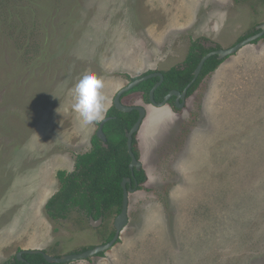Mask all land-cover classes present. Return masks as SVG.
Returning a JSON list of instances; mask_svg holds the SVG:
<instances>
[{"label": "rangeland", "instance_id": "rangeland-1", "mask_svg": "<svg viewBox=\"0 0 264 264\" xmlns=\"http://www.w3.org/2000/svg\"><path fill=\"white\" fill-rule=\"evenodd\" d=\"M263 23L264 0H0V264L27 247L58 258L111 237L114 213L97 227L76 212L46 217L56 173L90 150L131 79L181 66L196 39L228 49ZM84 71L107 97L89 126L71 109ZM122 104L146 111L135 138L145 189L129 194L110 250L69 264L111 253L112 264H264V38L222 60L182 109L139 94Z\"/></svg>", "mask_w": 264, "mask_h": 264}, {"label": "trees", "instance_id": "trees-1", "mask_svg": "<svg viewBox=\"0 0 264 264\" xmlns=\"http://www.w3.org/2000/svg\"><path fill=\"white\" fill-rule=\"evenodd\" d=\"M254 33H256L255 30L240 38L238 42ZM217 49L218 47L204 48L199 39L194 40L190 44L188 54L181 66L161 72L164 80L154 92V102H162L165 96L172 90L182 92L193 79V72L200 60L209 52ZM221 63L222 61H219L215 56L205 62L198 78L188 89L186 99L195 93L200 82L213 73ZM149 73L151 72H147L140 77ZM134 79L137 78H133L131 81ZM157 82L158 78H153L140 83L121 96V103L123 99L129 97L131 94H139L144 102L150 104L149 92ZM168 104H171L176 110L174 98L170 99ZM105 118H109L103 125L106 142L103 143L94 135L90 141V150L75 157L72 172L58 171L56 173L59 188L44 205V214L50 221L54 223L65 222L73 212L80 213L86 219H93L95 221L100 217L106 218L113 213L117 216L122 206L123 191L121 182L125 178L132 179L133 188L136 182V191L145 189L143 184L146 181V174L143 169L133 171L132 178V172L129 170L130 157L127 152L125 137V133L136 123L138 113L136 111L121 113L112 105ZM135 138L136 134L133 136L132 151L136 159H139ZM113 236L114 231L111 237L107 238L104 243L109 242ZM102 254L100 253L97 256H101ZM2 264L50 263H47L41 255L24 254L22 261H18L14 255Z\"/></svg>", "mask_w": 264, "mask_h": 264}, {"label": "water", "instance_id": "water-1", "mask_svg": "<svg viewBox=\"0 0 264 264\" xmlns=\"http://www.w3.org/2000/svg\"><path fill=\"white\" fill-rule=\"evenodd\" d=\"M256 33L253 35L243 39L242 41L238 42L234 46L228 49H217L212 52H209L206 54L198 63L197 67L195 68L193 72V79L191 82L184 88L182 92H179L177 90H172L170 91L165 98L163 99L162 102L156 103L154 102L153 95L154 92L157 90V88L163 83L164 77L160 72H155V73H149L145 76L139 77L137 79H134L132 82H130L127 86L122 88L117 92L113 99V106L115 109L121 113H131L133 111H136L138 113V118L136 123L133 125V127L125 133L126 137V145H127V152L130 157V163H129V170L132 172V178H133V171H139L142 168L141 163L136 159L133 151H132V142H133V136L138 132V129L146 115V111L142 107L138 106H124L121 103V96L124 93L129 92L132 90L134 87L139 85L142 82H145L147 80L153 79V78H158V82L153 86V88L149 92V100H150V105L154 107H163L168 102L170 99L174 98V106L176 109H182L185 104V100L187 97V92L188 89L192 86V84L196 81L198 78L199 74L201 73V70L205 64V62L210 59L211 57H217L219 61H222L235 53H237L241 48L244 46L251 44L252 42L259 40L264 36V23L257 26L255 28ZM109 120V118H104L98 126V129L96 131V136L99 140H101L103 143L106 142V138L103 133V125ZM136 182L134 185V188L132 187V179L131 178H125L121 182V187L123 191V197H122V206H121V211L120 213L116 216L113 226H114V236L112 239L104 244H101L99 246L92 247L91 249H88L86 251H83L81 253L77 254H71V255H65L61 257H52L49 256L47 253L41 250H29V251H18L15 256L18 261H22V256L24 254H29V255H41L43 259L50 264H69L77 261H83L87 260L89 258H92L94 256H97L100 253H104L108 250H110L119 240L120 233L123 231V229L127 226L128 224V196L130 193H134L136 191ZM103 221V218L100 217L98 220H89V224L92 227H97L99 226Z\"/></svg>", "mask_w": 264, "mask_h": 264}, {"label": "clouds", "instance_id": "clouds-1", "mask_svg": "<svg viewBox=\"0 0 264 264\" xmlns=\"http://www.w3.org/2000/svg\"><path fill=\"white\" fill-rule=\"evenodd\" d=\"M104 81L90 71L82 72L70 90L71 109L85 126L101 120L106 111Z\"/></svg>", "mask_w": 264, "mask_h": 264}, {"label": "crops", "instance_id": "crops-1", "mask_svg": "<svg viewBox=\"0 0 264 264\" xmlns=\"http://www.w3.org/2000/svg\"><path fill=\"white\" fill-rule=\"evenodd\" d=\"M46 227V226H45ZM41 234H44V232L43 231H41ZM42 236V235H41ZM12 241H14V239H12V240H8V241H4V243H10V242H12ZM35 243V242H34ZM44 247H46V245L45 246H43V247H41V248H38V249H35V248H32V247H27V248H25V249H22L23 251H29V250H41V251H45L46 249L44 248ZM1 248V247H0ZM45 249V250H44ZM21 251V250H20ZM46 252V251H45ZM112 252V251H111ZM107 255V254H106ZM10 259V258H9ZM4 261H7L8 260V258H5V259H3ZM4 263V262H3ZM102 262H99V264H101ZM74 264H85V263H74ZM103 264H112V253L110 254V255H108L107 256V258H106V263H103Z\"/></svg>", "mask_w": 264, "mask_h": 264}]
</instances>
